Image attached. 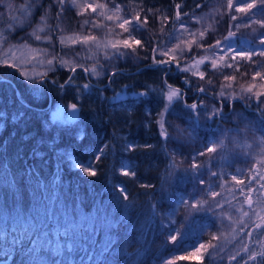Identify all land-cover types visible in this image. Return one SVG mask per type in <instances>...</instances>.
I'll use <instances>...</instances> for the list:
<instances>
[{
    "label": "trees",
    "instance_id": "16d2710c",
    "mask_svg": "<svg viewBox=\"0 0 264 264\" xmlns=\"http://www.w3.org/2000/svg\"><path fill=\"white\" fill-rule=\"evenodd\" d=\"M137 1L169 15L171 25L206 0ZM160 61L123 60L99 78L81 65L57 68L34 84L0 64V264H150L164 255L169 240L160 210L169 196L166 186H181L192 175L171 158L168 118L193 111L192 104L203 106L198 97L211 93L191 88L194 80L177 71L179 64ZM149 84L155 86L146 91ZM121 89L134 93L117 95ZM171 93L176 95L169 100ZM57 105L65 112L73 106V116H52ZM218 107L210 126L237 110L264 126L257 99L234 95ZM120 131L138 144L127 148ZM58 148L94 159L96 175L72 168ZM125 158L133 175L119 170ZM225 195L246 205L248 197L255 201L241 184L230 185ZM259 214L232 218L217 241L223 264H264V211Z\"/></svg>",
    "mask_w": 264,
    "mask_h": 264
},
{
    "label": "rangeland",
    "instance_id": "374dc122",
    "mask_svg": "<svg viewBox=\"0 0 264 264\" xmlns=\"http://www.w3.org/2000/svg\"><path fill=\"white\" fill-rule=\"evenodd\" d=\"M88 4L99 7L95 13L91 9L85 12ZM247 4L256 7L247 12L236 10ZM125 20L130 21L127 31L120 27ZM124 40L133 46L124 47ZM136 40L141 42L139 46ZM261 40L264 0H206L171 25L169 15L137 0H0V64L18 69L24 81L39 83L52 70L77 65L99 78L123 60L139 62L153 56L179 64L177 71L194 80L191 88L202 86L211 93L198 97L203 106L188 113L173 112L168 118L166 140L171 158L189 168L192 175L181 186H166L169 196L160 215L169 247L150 264H169L181 257L223 264L217 241L231 228L232 218L247 221L248 215L264 211V126L241 110L224 115V122L216 127L209 125L211 113L234 95L257 99L264 110V96L256 95L264 91ZM241 54H250L251 59H241ZM256 73L262 75L256 77ZM226 76L236 79L226 80ZM252 84L256 87L248 92ZM154 86L149 84L145 90ZM133 93L116 91L117 95ZM73 114V106L66 112L58 105L52 110L57 118H71ZM120 136L127 148L138 144L124 131ZM57 150L72 168L82 173L94 170V159L84 161L73 149ZM119 170L133 175V163L125 158ZM237 184L246 191L252 188L255 201L251 206L241 197L235 201L225 195L230 185ZM121 188L126 193L125 187ZM256 202L263 205L262 210ZM201 245H205L203 250Z\"/></svg>",
    "mask_w": 264,
    "mask_h": 264
},
{
    "label": "snow or ice",
    "instance_id": "6c2138e0",
    "mask_svg": "<svg viewBox=\"0 0 264 264\" xmlns=\"http://www.w3.org/2000/svg\"><path fill=\"white\" fill-rule=\"evenodd\" d=\"M232 5L231 4H229V7H231ZM97 7H99L98 5H92V4H88V5H85L84 6V11L85 12H87L89 9H91V11L93 12V13H95L96 11H97ZM254 7H256V5L255 4H247L246 6H244V7H240V8H237L236 10L237 11H239V12H247V11H249L250 9H252V8H254ZM103 14V13H102ZM109 19H112V17H109ZM136 19L137 20H140V17L138 16V17H136ZM86 23H87V21H86ZM130 23V21H128V20H125L124 21V23L123 24H121L120 25V27L121 28H123L125 31H127L128 29H127V25ZM37 39H40V37L39 36H37L36 37ZM88 39H95V37H89ZM123 45H124V47H126V48H128V47H132L133 46V43L131 42V41H129V40H124L123 42ZM134 43H135V45L136 46H139L140 45V41L139 40H136V41H134ZM219 43V42H218ZM261 43L262 44H264V40H261ZM113 47H117V45H113ZM261 55H264V53H260ZM240 58L241 59H251V55L250 54H241V56H240ZM173 59H175V58H173ZM233 59H236V57H233ZM170 62V61H169ZM50 63H51V61H50ZM160 63H164V61H160ZM229 67H231V65H228ZM213 67H216V62L215 61H213ZM203 73H200V76H201V78H203ZM262 74L261 73H256V77H259V76H261ZM255 78V77H254ZM225 79L226 80H235L236 79V77L235 76H226L225 77ZM256 87V85L255 84H252V85H250L248 88H247V91L248 92H252L253 91V89ZM262 88H264V85H262L261 86ZM200 91H204V89H200ZM173 95H176V93H171V94H169V100H171L172 99V97H173ZM258 97L259 96H264V91H261V92H258L257 94H256ZM191 107L192 108H197V105L196 104H192L191 105ZM210 151H215V149H210ZM86 171H87V174L89 175V176H94V175H96V172L95 171H90L89 169H86ZM125 175H127V173H125ZM233 179H235V178H233ZM237 183H243V181H237ZM262 187H264V185H262ZM251 190V189H250ZM248 200H249V204H250V206H251V197H248ZM245 215H247V213H245ZM257 227H260V225H257ZM205 247V245H201V250H203V248ZM199 253H193V255H198ZM186 257H181V259H185ZM251 259H255L256 257L255 256H251L250 257Z\"/></svg>",
    "mask_w": 264,
    "mask_h": 264
},
{
    "label": "bare ground",
    "instance_id": "6f19581e",
    "mask_svg": "<svg viewBox=\"0 0 264 264\" xmlns=\"http://www.w3.org/2000/svg\"><path fill=\"white\" fill-rule=\"evenodd\" d=\"M62 149V148H61Z\"/></svg>",
    "mask_w": 264,
    "mask_h": 264
}]
</instances>
